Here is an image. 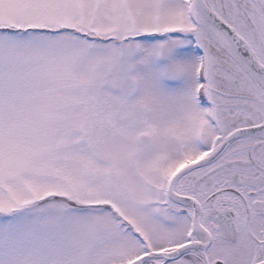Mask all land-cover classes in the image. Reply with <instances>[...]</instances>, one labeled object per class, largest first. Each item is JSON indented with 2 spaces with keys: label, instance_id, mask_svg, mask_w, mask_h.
Returning <instances> with one entry per match:
<instances>
[{
  "label": "snow or ice",
  "instance_id": "obj_1",
  "mask_svg": "<svg viewBox=\"0 0 264 264\" xmlns=\"http://www.w3.org/2000/svg\"><path fill=\"white\" fill-rule=\"evenodd\" d=\"M0 264H264V0H0Z\"/></svg>",
  "mask_w": 264,
  "mask_h": 264
}]
</instances>
